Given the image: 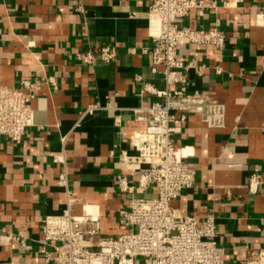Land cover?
Returning <instances> with one entry per match:
<instances>
[{
    "label": "crops",
    "instance_id": "1",
    "mask_svg": "<svg viewBox=\"0 0 264 264\" xmlns=\"http://www.w3.org/2000/svg\"><path fill=\"white\" fill-rule=\"evenodd\" d=\"M152 1L0 0V84H40L34 126L20 142L0 138V264H54L40 242L45 218L66 208L58 185L64 166L55 162L65 136L69 187L79 200L73 212L99 216L101 238L124 231L118 215L133 199L156 197L154 190L138 187V175L120 160L123 152L134 154L130 142L146 130L134 110L159 101L143 92L136 76L153 90L165 89L142 52L151 45ZM215 1L221 6L217 11L184 25L208 29L219 20L225 51L182 42L178 55L207 67L201 76L193 70L180 74L188 92L226 106V125L212 129L191 115L173 136L175 148L196 171L195 187L173 208L200 223L213 213L225 261L238 264L251 250L264 249V23L257 24L264 0H244L233 9L222 7L228 0ZM105 45L117 48L116 63L97 61L89 68L78 60ZM217 66L223 74L215 73ZM95 103L102 110L82 118ZM254 175L261 178L257 194L248 190ZM118 176L135 186L133 195L119 193ZM9 234L18 240L7 243Z\"/></svg>",
    "mask_w": 264,
    "mask_h": 264
},
{
    "label": "built area",
    "instance_id": "2",
    "mask_svg": "<svg viewBox=\"0 0 264 264\" xmlns=\"http://www.w3.org/2000/svg\"><path fill=\"white\" fill-rule=\"evenodd\" d=\"M244 0H228L223 8L233 9ZM221 6L215 0H153L148 10L150 47L142 50L150 58L152 74L163 78L165 89L153 90L140 83L144 93L156 96L159 101L148 107L134 110L135 119L146 123V130L136 134L130 142L134 154L123 152L120 160L127 170L138 175V187L154 190L156 197L149 200L133 199L130 208L121 210L118 223L123 232L101 238L99 216L73 212L79 200L69 187L65 149L68 136L61 139L62 155L55 162L64 166L58 185L66 194V208L60 216L45 218L41 246L45 258L54 264H228L225 250L218 244L217 218L210 213L203 223L193 216L180 214L173 208L185 191L196 184V171L175 148L172 138L180 134L191 115L212 129L226 125L227 110L223 104L198 92H188L187 81L180 72L193 70L201 76L207 69L194 60L185 62L178 55L182 42L193 46H210L218 53L225 51L227 38L217 20L211 28L193 29L184 25L191 17L204 18ZM183 23V24H182ZM264 11L257 16L263 25ZM78 60L92 68L97 61L116 63L118 50L105 45L97 53L87 52ZM217 75L223 74L215 67ZM56 89V85L52 84ZM40 91V84L21 80L18 87L0 84V138L20 142L34 126L33 102ZM98 103L88 106L82 118L101 111ZM261 178L252 176L248 190L257 194ZM115 186L122 195H133L135 186L128 178L118 176ZM18 240L6 236L7 243ZM50 248V251H46ZM238 264H264V249L251 250Z\"/></svg>",
    "mask_w": 264,
    "mask_h": 264
}]
</instances>
